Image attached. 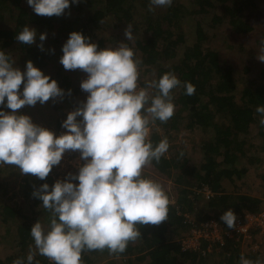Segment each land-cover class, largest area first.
<instances>
[{
  "label": "trees",
  "instance_id": "1",
  "mask_svg": "<svg viewBox=\"0 0 264 264\" xmlns=\"http://www.w3.org/2000/svg\"><path fill=\"white\" fill-rule=\"evenodd\" d=\"M186 2L189 4L186 5ZM254 6L253 0H173V4L164 7L163 12L161 7L155 6L153 11H149V0H79L78 3L70 4L64 14L49 17L37 15L27 4V0H0V20L4 21L3 27H0V49L12 57L14 66L19 61L26 63L31 60L34 66L50 75L65 90L63 99H49L61 111L54 127H60L67 113L81 106L88 95L80 88V70H66L59 62L63 54L62 45L72 31H79L90 37L98 48L115 45L121 41L118 34L111 31L102 33L105 27H110L105 17L110 14L115 25L119 24L123 31L127 24L133 25L135 40L131 46L142 59L139 69L141 86L145 81L158 79L166 71H173L182 82L188 81L195 86L192 95H186L183 87L174 89V115L166 122L157 120L154 125H167L176 129L184 119L188 121L187 126L205 127L212 132L209 138L201 142L202 160L197 167L188 166L186 158L182 156L183 152L176 156L164 154L159 162H152L159 171H173L175 182L181 186L177 203L180 204L179 209L169 201L167 219L158 225H138L141 236L129 242L124 252L113 253L107 248L86 250L81 254L82 264H95L97 261L107 260L109 256L132 264L133 255L141 262L146 260L147 264H239L242 254L253 261L260 259V256L251 252L240 254L235 247L236 242L230 238H227L226 245L213 243L223 247L220 251L201 254L181 250L177 242L169 240L165 235L169 229H182V233H185L187 211L197 220L208 219L209 212L219 220L223 212L231 208L236 219L238 217L243 220L245 212H256L263 203L262 199L250 194L226 191L224 180L229 181L231 178L227 169L236 177L245 170L236 166V152H242L241 146L248 141L251 125L257 124L259 129H264L259 124L260 114L256 112L258 105H264V68L259 72V80H251V86L245 89L243 102H237L232 93L233 68L230 63L221 59L219 48L211 43L210 38L214 40L213 36L208 35L203 26L207 20L206 12L212 9L210 26H224L227 37L250 33L254 30L251 14ZM25 25L36 30V41L32 45L15 39ZM40 33L47 34L43 41V51L37 47L41 43ZM260 34L264 38V31ZM123 41H126V37ZM50 49H54V52ZM238 49L243 52L242 45ZM69 89L70 95L67 94ZM43 126L54 132L52 126ZM261 136V150L264 151L263 132ZM149 138L153 144L161 140V136L155 131L150 132ZM178 156H182L181 160H178ZM262 178L264 180V174ZM54 181L50 173L45 180L25 177L20 189L22 202L13 205L5 200L1 201L7 189L0 180L2 219L7 221L22 215L15 225L12 250L8 255L0 256V264H13L17 258L26 259L30 247H34L30 228L38 219L47 223L50 213L40 206V200L34 198L32 192L42 183L47 182L51 186ZM204 188L211 192L206 200L202 197L205 195ZM24 208L30 210L31 215H24ZM219 221L222 228L228 229L223 221ZM202 242L203 247H206L208 241L203 239ZM36 260L40 264H53L47 257L39 254L34 257V261ZM109 262L115 264L112 260Z\"/></svg>",
  "mask_w": 264,
  "mask_h": 264
},
{
  "label": "clouds",
  "instance_id": "2",
  "mask_svg": "<svg viewBox=\"0 0 264 264\" xmlns=\"http://www.w3.org/2000/svg\"><path fill=\"white\" fill-rule=\"evenodd\" d=\"M78 2L27 0L37 15L49 17L64 14ZM172 4L173 0H149V11ZM36 36V30L25 25L15 39L32 45ZM46 36L39 34L37 47L42 51ZM124 36L126 41L98 48L79 31L69 34L59 62L66 70L87 73L80 88L88 95L81 106L67 113L61 125L65 131L59 135L18 110L38 102L43 105L50 98L63 99L65 90L31 60L21 70L0 49V166L14 165L22 174L45 180L66 151H78L83 161L76 172H67L51 186L45 182L34 188L32 196L50 215L47 223L38 219L31 226L34 247L26 259L17 258L13 264H40L34 261L37 254L53 264H82L86 250L124 252L129 242L141 236L138 225H158L168 217V194L144 169L159 162L170 145L166 137L153 144L150 126L174 115V89L183 87L186 95H192L195 86L182 82L173 71L141 86L142 59L131 46L132 24H127ZM260 52L257 58L264 62V38ZM256 112L264 127V105H258ZM220 220L233 228L236 214L229 208ZM239 264H264V260L253 261L242 254Z\"/></svg>",
  "mask_w": 264,
  "mask_h": 264
},
{
  "label": "rangeland",
  "instance_id": "3",
  "mask_svg": "<svg viewBox=\"0 0 264 264\" xmlns=\"http://www.w3.org/2000/svg\"><path fill=\"white\" fill-rule=\"evenodd\" d=\"M253 1L255 3V6L253 7L251 14L253 15L252 21L254 24V30L250 33L238 35L234 34L227 37L225 33L226 28H224V26H210L209 18L212 14V9H208V11L206 12L207 20L203 23L204 30L206 29L208 35L213 36L214 40L210 38L211 43L214 45V47H217V49L219 48L221 52V59L224 62L230 63L231 67L233 68L234 91H232V93L235 96V100L239 103L243 102V97L245 96L246 92L245 89L251 86L249 84L250 81L259 80V72H261V69L264 68V62H261L257 58L261 54L260 40L262 38L261 36H259V34L261 33L260 35H262L264 31V0ZM188 4L189 3L186 2V5ZM160 9L164 12V7H161ZM105 17L108 19L110 23L108 24L110 27H105L102 33L111 31L115 34H118L117 36L120 38L119 40H121L119 42H123V39L125 38L124 31L120 28V26H118L119 24L115 25V20L113 18H110V14L106 15ZM3 23L4 21L0 20V27H3ZM239 45L243 46V52L238 49ZM16 65V67H19L21 70H23L25 67V62L19 61ZM78 70H80V78L82 81L87 77V73H85L81 69ZM143 77L145 78L146 76L143 75ZM5 111L12 110L5 108ZM18 111L22 114L30 116L32 121L36 124H39L41 126H52L54 128V132L57 135L65 131L62 126L58 128L54 127V122L56 118L58 119L61 111L59 108L54 107L52 101L50 100L45 102L43 105L38 102L34 106H22V108ZM186 124H188V121L184 119L183 122L181 121L179 123L176 129L170 128L167 125L152 124L150 126V132L155 131L161 136V139L165 137L168 139L170 147L165 155L176 156L179 152H183L182 156L184 157V159L186 158L188 166L197 167L202 160V152L200 149L202 144L201 142L204 139L209 138L212 132L209 128H201L200 126L190 127ZM262 132L264 133V129H259V125H251L250 132L247 135L248 141L244 144V146H241L242 152H236L238 155L236 166L238 167V169L245 170L239 175V177H236V175L233 174L231 170L227 169L226 171L231 178L229 181L224 180L226 181V191H236L240 194H250L262 199L263 203H261L260 208L257 212L264 211V180L262 178V175L264 174V151L261 150V143L263 138V136H261ZM240 139L242 140V138ZM182 156H178V160H181ZM81 163H83V161L80 160V154L78 151H66L63 154L60 164L53 166L50 174L52 175L54 180L62 179L67 172H76L78 165ZM144 174L161 182L168 194L169 201L173 204H176V207H178L179 209L180 204L178 205L177 203L179 202V189H181V186L178 185L177 182H175L173 171H159L151 163L144 169ZM27 176L31 179H36V177L32 174H22L18 167L14 165L0 166V180L3 181L7 189L6 193H4L2 197L0 196L1 201L5 200L10 204L19 205L22 202L20 193L21 185L23 183V179ZM202 197L204 198V200L208 199L205 195H202ZM23 211L24 215H31L30 210H25L24 208ZM186 215L187 217L191 218L193 224H189V220L186 222L187 224L185 234L188 233L190 226L197 227L200 223H203L206 220L210 221L211 219H214L216 222H218V225L222 226L219 221L220 217L219 220H216L210 212V217L204 220H197L188 211L185 212V217ZM20 216L22 215L19 214L14 219L4 221L2 219V215H0V256L2 257L8 255L12 250L15 225ZM212 225V227H216L214 223ZM181 230H167L165 233L166 238L171 241L178 242V240L181 239L182 234H184ZM251 235L252 236L246 239H240L239 241H237L235 247L239 249L240 254L251 252L256 254L258 257L260 256L261 260H264V230L261 232L252 231ZM226 240L223 242V245H226ZM203 245V242L200 241V243L197 244L196 248L187 250L203 253V250L205 249V253L203 254H206V252L213 253L216 251H220L223 248L218 247V245H213V243L209 242L207 243L206 247H203ZM109 260L114 261L115 264H128L127 262L122 261L115 256H109L107 260L97 261L95 264H111ZM132 264H147V262L146 260L141 262L137 259V256L133 255Z\"/></svg>",
  "mask_w": 264,
  "mask_h": 264
},
{
  "label": "built area",
  "instance_id": "4",
  "mask_svg": "<svg viewBox=\"0 0 264 264\" xmlns=\"http://www.w3.org/2000/svg\"><path fill=\"white\" fill-rule=\"evenodd\" d=\"M203 191L207 198L211 195V192L207 188H204ZM243 218V220L240 218L236 219L235 227L228 229L222 228V226L218 225V222L214 219H211L210 221L206 220L205 222L200 223L197 227L190 226L188 233L182 234L181 239L178 240L177 243L181 250L196 248L197 244L203 239L207 240L209 243L216 242L222 245L227 238H230L237 244V241L240 239H246L252 236V231L261 232L264 230V211H249L244 214ZM189 219L190 218L187 217V221ZM213 223L216 227H212ZM189 224H193L191 219L189 220ZM203 253H205V249L203 250Z\"/></svg>",
  "mask_w": 264,
  "mask_h": 264
}]
</instances>
